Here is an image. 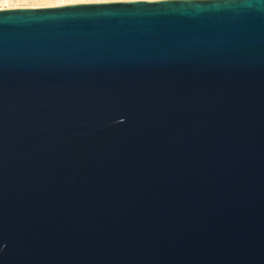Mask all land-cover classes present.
Here are the masks:
<instances>
[{
    "label": "water",
    "instance_id": "water-1",
    "mask_svg": "<svg viewBox=\"0 0 264 264\" xmlns=\"http://www.w3.org/2000/svg\"><path fill=\"white\" fill-rule=\"evenodd\" d=\"M0 264H264V0L0 10Z\"/></svg>",
    "mask_w": 264,
    "mask_h": 264
},
{
    "label": "rangeland",
    "instance_id": "rangeland-1",
    "mask_svg": "<svg viewBox=\"0 0 264 264\" xmlns=\"http://www.w3.org/2000/svg\"><path fill=\"white\" fill-rule=\"evenodd\" d=\"M25 2L14 4V9H37L55 8L81 4H109V3H132V2H159V1H183V0H23ZM7 10V9H5ZM9 10V9H8Z\"/></svg>",
    "mask_w": 264,
    "mask_h": 264
},
{
    "label": "built area",
    "instance_id": "built-area-1",
    "mask_svg": "<svg viewBox=\"0 0 264 264\" xmlns=\"http://www.w3.org/2000/svg\"><path fill=\"white\" fill-rule=\"evenodd\" d=\"M25 2L23 0H0V10H5V9H14L17 7H14V4L22 3ZM14 7V8H11Z\"/></svg>",
    "mask_w": 264,
    "mask_h": 264
},
{
    "label": "bare ground",
    "instance_id": "bare-ground-1",
    "mask_svg": "<svg viewBox=\"0 0 264 264\" xmlns=\"http://www.w3.org/2000/svg\"><path fill=\"white\" fill-rule=\"evenodd\" d=\"M141 2V1H140ZM18 8V7H17Z\"/></svg>",
    "mask_w": 264,
    "mask_h": 264
}]
</instances>
